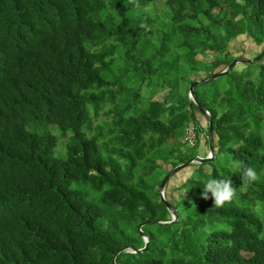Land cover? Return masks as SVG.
I'll list each match as a JSON object with an SVG mask.
<instances>
[{"label": "trees", "instance_id": "16d2710c", "mask_svg": "<svg viewBox=\"0 0 264 264\" xmlns=\"http://www.w3.org/2000/svg\"><path fill=\"white\" fill-rule=\"evenodd\" d=\"M157 2L0 0V264H264L259 62L195 88L215 155L155 224L172 220L158 162L198 156L180 148L199 125L189 77L226 69L241 35L264 45V0H166V21ZM237 162L258 179L241 186ZM225 174L236 193L214 208L201 183Z\"/></svg>", "mask_w": 264, "mask_h": 264}, {"label": "rangeland", "instance_id": "374dc122", "mask_svg": "<svg viewBox=\"0 0 264 264\" xmlns=\"http://www.w3.org/2000/svg\"><path fill=\"white\" fill-rule=\"evenodd\" d=\"M165 2H166V0H158V2L155 5H153L152 9L149 10V13H151L153 15L155 14L159 18H161L162 20L166 21L165 17L163 16V13L167 11V7H166ZM263 50H264V45L257 46V44L254 42V40L247 35L239 36L236 40H234L230 44V51L232 52V54L235 58H243V59L253 60V59L257 58L258 55H260ZM197 60H199L201 62H207L208 63V62H211L213 60V57H204L202 55H199L197 57ZM258 62H259V64L264 65V57H263L262 61L259 60ZM246 66H244V64H240V65L236 66V69L241 70L243 68H246ZM222 69L223 68H221L220 70H222ZM247 69H250V67L247 66ZM251 70L253 71V73H255V70H253V69H251ZM207 77H208V73L206 71H202V72L195 74V75L192 74L189 77V79L194 80V81H199V80L205 79ZM217 82L223 83L221 81V78L217 79ZM202 88H203V85L198 86L199 90H202ZM168 91H169L168 89H165L163 92L156 94L154 96L153 100L164 101L167 94H168ZM197 117L199 120V125H197V127H198V141H197L196 147L192 148V147L187 146L184 143V137H183L180 139V141L183 143V146H180V148H181L182 152L185 150H188V154H198V155H201L202 157H206V155L207 156L209 155V145L206 143V140H207L206 129L208 126V120L206 117H204L200 113H197ZM101 120H105L104 115L101 116ZM95 123H99V122L95 121ZM51 130L53 132L58 131V129H55V128L54 129L52 128ZM64 142H65V139L60 138L59 146L57 148V151H59L60 153H62L64 150V148H63ZM188 147H189V149H188ZM195 164H197V163H195ZM158 165L161 166V169L164 172H170L173 169L172 164H166L163 162H158ZM205 170L210 171L211 169L209 166H205ZM193 171H194V167H192V166L187 167V168L183 169L182 171H180L179 173H177L176 175H174L173 177H171V179L169 180V182L166 186V190H165L166 199H169V197L173 198V197L178 196L177 189L186 181V179L193 173ZM161 174L162 175L160 176L161 177L160 180L162 183L167 175L163 174V173H161Z\"/></svg>", "mask_w": 264, "mask_h": 264}, {"label": "water", "instance_id": "95a60500", "mask_svg": "<svg viewBox=\"0 0 264 264\" xmlns=\"http://www.w3.org/2000/svg\"><path fill=\"white\" fill-rule=\"evenodd\" d=\"M262 57H264V51L260 55H258L257 58H255L253 60L237 58L226 69H224V70H222L220 72H215L211 76H209V77H207L205 79L199 80V81H194L191 84L190 92H189V98L197 105V109H198L199 113L201 115H203L204 117H206L207 120H208L209 132H208L207 139H208V145H209V154H211V157H209V156L202 157L201 155H198L195 158L191 159L190 161L173 168L169 172V174L165 177V179L161 183L160 193H161V199L166 203V206H167L168 210L172 214V220L170 222H158V223H155V224H164V225L166 224V225H169V224H174V223H176L178 221V216H177V214L175 212L174 207L172 206V204L165 197L166 186H167L169 180L171 179V177H173L174 175H176L177 173H179L180 171H182L186 167L190 166L191 164H195V163L204 164V163H207L210 160H212L214 158V155H215L214 130H213L212 123H211V120H210V116L211 115H210L209 111L202 104L197 102L196 94H195V88L197 86H199V85H205V84L211 83V82L223 77L224 75H226L227 73L232 71L237 65H240V64H255ZM145 224L146 223L141 224L140 228L145 226ZM142 235L145 236L143 233H142ZM145 240H146L145 248L140 249V250H135V249L131 248L132 252L133 253L144 252L147 249V247L149 245V242H150L148 237H145Z\"/></svg>", "mask_w": 264, "mask_h": 264}, {"label": "clouds", "instance_id": "9594fccd", "mask_svg": "<svg viewBox=\"0 0 264 264\" xmlns=\"http://www.w3.org/2000/svg\"><path fill=\"white\" fill-rule=\"evenodd\" d=\"M235 166L240 171L241 186H247L258 179V173L254 167L239 162ZM201 186V196L204 199H208L211 195L214 208H220L226 203L232 202L236 193V187H234L233 181L228 174L215 177L209 176L201 183Z\"/></svg>", "mask_w": 264, "mask_h": 264}, {"label": "built area", "instance_id": "2783aa9c", "mask_svg": "<svg viewBox=\"0 0 264 264\" xmlns=\"http://www.w3.org/2000/svg\"><path fill=\"white\" fill-rule=\"evenodd\" d=\"M198 141V127L195 122H190L185 129L184 143L189 147H196ZM211 157V154L208 155Z\"/></svg>", "mask_w": 264, "mask_h": 264}]
</instances>
